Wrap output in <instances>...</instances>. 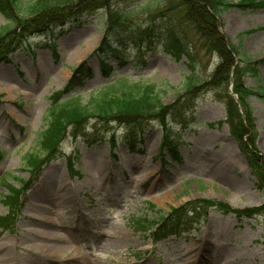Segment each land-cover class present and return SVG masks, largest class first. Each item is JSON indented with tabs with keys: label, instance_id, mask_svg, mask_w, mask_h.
<instances>
[{
	"label": "rangeland",
	"instance_id": "374dc122",
	"mask_svg": "<svg viewBox=\"0 0 264 264\" xmlns=\"http://www.w3.org/2000/svg\"><path fill=\"white\" fill-rule=\"evenodd\" d=\"M45 2L58 5L53 13L64 9L59 21L45 30L16 28L8 46L14 51L0 63L1 218L10 217L3 180L13 187L27 183L12 224H0V264H264V210L251 218L212 208L201 218L198 210L196 216L173 219L177 234L136 226L138 220L169 218L171 208L197 199L218 200L237 211L264 204L260 179L225 123L237 107L255 151L264 156V99H239L233 89L237 83L264 89V4L232 7L217 17L235 65L227 86L202 85L188 103L179 98V117L167 119L171 145L179 150L176 159L162 147L163 129L156 120L129 126L91 120L77 136H67L33 177L24 157L39 152L50 96L81 61L92 75L75 95L86 99L105 79L123 76L154 84L162 102L173 104L186 81H208L221 59L204 32L186 20L185 0H121L113 5L118 21L109 19L100 1ZM34 4L17 0L18 17L29 19ZM7 25L13 27L0 14V29ZM108 27V39L120 47L116 55L125 62L119 68L109 58L111 69L104 72L92 52ZM171 34L189 57L177 60L166 53ZM130 137L143 142L134 152L124 145ZM249 140L245 136V143ZM158 222L162 227L165 221Z\"/></svg>",
	"mask_w": 264,
	"mask_h": 264
},
{
	"label": "trees",
	"instance_id": "16d2710c",
	"mask_svg": "<svg viewBox=\"0 0 264 264\" xmlns=\"http://www.w3.org/2000/svg\"><path fill=\"white\" fill-rule=\"evenodd\" d=\"M16 1L17 0H0V14L13 23L12 28L7 25L0 29V63L8 62V55L14 51L12 47L8 49V46L11 45V39L17 35L16 28H19L20 32L45 30V28L51 26L52 23L59 21V16L65 12L64 9L60 7L59 12L53 13L54 7H58V5L48 6L45 0H35V4L31 6L29 10L30 18H19L17 15L19 9L16 6ZM96 1H100L101 6L107 10L111 21L112 18L118 21L120 14L114 9L113 5L121 0ZM185 4L187 5L185 12L186 20L192 21L199 27L198 29H200L201 32H204L209 46L215 47L214 49L217 50L221 56L220 63L216 66L210 79L204 83H194L190 80L186 81L184 85V94L178 95V101L173 104H165L162 102L161 96L154 84L131 81L123 76L105 79L102 84L89 93L87 98L84 99L82 95H75L74 90L85 85L86 80L92 75V69L87 65L86 60L81 61L77 66L72 68L71 76L64 87L50 96V103L43 119V129L38 134L39 152L28 153L24 157L23 165L33 173V177L36 176L50 160V156L55 152L54 150L60 146L61 142L67 138V136H77L91 120L97 123L115 122L119 125L122 124L127 126L136 125L142 121L156 120L163 129L162 147L166 146L169 150L168 155L171 159H176L179 156L177 147L171 145L167 121L171 116L174 119L179 117L178 106L181 102L179 98L187 97L185 103H188L191 98H193V92L202 85L210 89H215L219 86L222 87L223 84L227 86L230 82L231 68L235 65L233 56L227 49L225 41L219 32L217 17L229 8L239 7L248 9L256 7L257 4H264V0H239V2H234L233 0H185ZM90 6L94 7L95 5L91 4ZM63 22V24H65L66 21L63 20ZM76 22H78L77 19L74 23L69 24V26L74 25ZM109 31L110 27L105 31L98 46L92 52V54L100 60V69L104 72H109L111 69V64L108 62L109 58H112V60L114 59L118 67L120 64H124L122 62H125L121 61V58L116 55L120 47L110 42L108 39ZM253 31L254 29L246 33L249 34ZM24 36L25 35L20 38ZM212 42L214 45H212ZM53 47V53L56 54V47ZM165 51L177 60L184 55L189 57L188 48L181 43L178 38L175 36L173 37L172 34L169 36ZM142 64L145 65L146 62L142 61ZM237 69L239 70V68ZM243 70H245V68L243 69V67H241L239 72L241 73ZM233 89L234 93L239 96V99H246L249 96H256L264 99V89L262 86L257 87L256 90L244 89L237 83L236 85L234 84ZM230 110L231 112L225 123L228 124L232 136L237 140L240 146L246 150L251 166L260 179V187L264 189V156L259 155L255 151L254 138L251 137V133H248L247 129L244 127L245 124L243 120L240 119V117L238 119L239 114L237 112V107H231ZM245 136L250 138L247 143H245ZM109 143L112 148H116L113 138L109 140ZM142 143V140L137 141L135 137H130L124 141V145H126L131 152H134L137 149L136 146ZM159 157L163 159L164 153L162 151H159ZM12 178L16 177L12 176ZM3 181L8 188V194L4 196V204L8 208L7 216L10 217H0V224L1 227H6L12 224L13 214H17L16 211L20 203V189L26 187L27 183L23 181L21 185L13 187L7 184V179ZM210 208L224 214L231 213L239 217L251 218L264 210V204L259 207L237 211L218 200L197 199L188 202L183 207L171 208L168 216L169 218H161L160 216L159 219L138 220L136 226L142 232L166 230L168 233L177 234L175 232L179 230V227L176 222H173V219L178 220L188 213L195 214L196 216L198 210H202L201 218H203L206 215V211ZM158 221H165L162 227L158 226Z\"/></svg>",
	"mask_w": 264,
	"mask_h": 264
},
{
	"label": "bare ground",
	"instance_id": "6f19581e",
	"mask_svg": "<svg viewBox=\"0 0 264 264\" xmlns=\"http://www.w3.org/2000/svg\"><path fill=\"white\" fill-rule=\"evenodd\" d=\"M14 85V84H13ZM12 89V88H11ZM12 90H14V89H12Z\"/></svg>",
	"mask_w": 264,
	"mask_h": 264
}]
</instances>
